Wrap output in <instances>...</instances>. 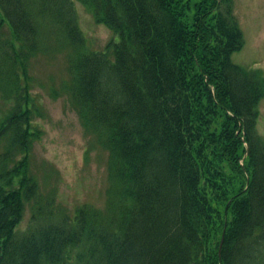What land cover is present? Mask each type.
Segmentation results:
<instances>
[{
    "label": "trees",
    "instance_id": "16d2710c",
    "mask_svg": "<svg viewBox=\"0 0 264 264\" xmlns=\"http://www.w3.org/2000/svg\"><path fill=\"white\" fill-rule=\"evenodd\" d=\"M74 1L0 0V264H264V75L231 60L232 0H76L118 35L102 50ZM59 48L61 90L108 150L102 207L69 212L29 171V61Z\"/></svg>",
    "mask_w": 264,
    "mask_h": 264
},
{
    "label": "rangeland",
    "instance_id": "374dc122",
    "mask_svg": "<svg viewBox=\"0 0 264 264\" xmlns=\"http://www.w3.org/2000/svg\"><path fill=\"white\" fill-rule=\"evenodd\" d=\"M78 24L85 36L86 47L102 50L118 35L96 22L92 13L74 1ZM233 13L242 30L243 46L232 52L231 60L245 68H258L264 75V0H232ZM6 36L9 28L3 26ZM51 43L54 41L51 38ZM66 48L39 52L29 61L30 92L38 110L32 120L40 130L29 154V171L42 192H55V200L69 212L81 203L102 207L108 181V150L80 119L68 92L61 90L67 79ZM11 101L0 97V119ZM257 131L264 136V96L258 103ZM26 208L19 227L28 222Z\"/></svg>",
    "mask_w": 264,
    "mask_h": 264
},
{
    "label": "water",
    "instance_id": "95a60500",
    "mask_svg": "<svg viewBox=\"0 0 264 264\" xmlns=\"http://www.w3.org/2000/svg\"><path fill=\"white\" fill-rule=\"evenodd\" d=\"M221 242H222V238H221V241H220V245H221ZM220 247V246H219Z\"/></svg>",
    "mask_w": 264,
    "mask_h": 264
}]
</instances>
